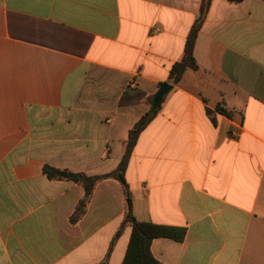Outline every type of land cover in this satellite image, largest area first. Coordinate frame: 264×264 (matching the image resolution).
Instances as JSON below:
<instances>
[{"label": "crops", "instance_id": "crops-1", "mask_svg": "<svg viewBox=\"0 0 264 264\" xmlns=\"http://www.w3.org/2000/svg\"><path fill=\"white\" fill-rule=\"evenodd\" d=\"M201 1L0 0V264L123 263V184L99 181L73 222L66 176L118 167ZM194 54L133 149L131 210L185 228L152 241L163 264H264V0H212Z\"/></svg>", "mask_w": 264, "mask_h": 264}, {"label": "trees", "instance_id": "trees-1", "mask_svg": "<svg viewBox=\"0 0 264 264\" xmlns=\"http://www.w3.org/2000/svg\"><path fill=\"white\" fill-rule=\"evenodd\" d=\"M211 1L212 0L201 1L200 16L194 22L187 36L183 57L179 61L174 63L170 70L168 79L169 84L176 85L181 82L186 71L189 69L195 71L199 70V65L194 54L195 42L202 26V23L208 13ZM231 1L240 2L242 0ZM160 107L161 105L154 106V101H152L151 109L147 111L144 115H142L141 118L131 128L126 143L124 155L115 170L109 173L93 176L81 174L80 177H77V175L73 173L67 174L66 177L80 182L85 189V195L79 201L76 211L71 218L73 222H76L83 215L88 205V202L91 199L95 186L99 181L103 179L115 178L119 180L125 188L127 199L129 200V202H131L130 191L125 178L126 170L129 165L131 154L139 139L140 134L153 120L155 115L158 113ZM218 109L222 113H225L229 116L231 115V113L223 106H218ZM44 170L49 178H57L61 176L60 170L51 166L46 165L44 167ZM125 222H129L132 225V233L126 251V255L122 264H163L158 259H156L151 252L152 241L156 238H170L176 241H182L186 234L185 228L138 221L133 215L132 210L130 209L127 213ZM119 234L120 231L117 233V236ZM100 264H107V261L105 260Z\"/></svg>", "mask_w": 264, "mask_h": 264}, {"label": "water", "instance_id": "water-1", "mask_svg": "<svg viewBox=\"0 0 264 264\" xmlns=\"http://www.w3.org/2000/svg\"><path fill=\"white\" fill-rule=\"evenodd\" d=\"M172 88H173L172 84H169V83L162 84L154 97V106H159L164 100L165 95L168 94ZM129 209L131 210V202H129Z\"/></svg>", "mask_w": 264, "mask_h": 264}]
</instances>
